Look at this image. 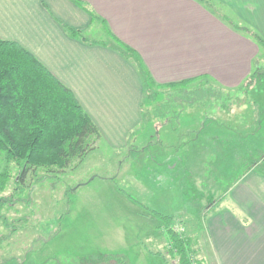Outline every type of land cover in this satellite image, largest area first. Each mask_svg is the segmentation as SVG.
<instances>
[{"label":"rangeland","instance_id":"374dc122","mask_svg":"<svg viewBox=\"0 0 264 264\" xmlns=\"http://www.w3.org/2000/svg\"><path fill=\"white\" fill-rule=\"evenodd\" d=\"M217 10L243 24L226 8ZM105 35V25L86 34ZM260 63L263 74L246 95L242 86L226 90L216 82L222 92H232L226 95L230 106L196 107L140 123L122 147L93 134L64 168L28 167L18 181L24 163L0 152V264L163 263L148 257L156 253L166 264H178L176 256H167L169 227L196 240L202 264H215L203 218L225 205L237 179L247 172L245 180L264 175Z\"/></svg>","mask_w":264,"mask_h":264},{"label":"crops","instance_id":"0c3cea01","mask_svg":"<svg viewBox=\"0 0 264 264\" xmlns=\"http://www.w3.org/2000/svg\"><path fill=\"white\" fill-rule=\"evenodd\" d=\"M81 1L95 19L74 0H0V38L19 43L68 87L113 147L125 146L127 133L141 123L142 82L131 61L86 36L91 29L105 25L103 38L111 31L134 48L157 83L206 74L227 89L245 80L260 52L217 8L264 38V0ZM247 176L204 218L215 264H264V175ZM156 254L148 257L166 264Z\"/></svg>","mask_w":264,"mask_h":264},{"label":"trees","instance_id":"16d2710c","mask_svg":"<svg viewBox=\"0 0 264 264\" xmlns=\"http://www.w3.org/2000/svg\"><path fill=\"white\" fill-rule=\"evenodd\" d=\"M74 1L96 18L83 1ZM229 21L263 50L256 56L252 71L238 86H242L239 91L243 90L246 95L256 78L263 74L260 61H264V38L248 26ZM69 33L72 37L85 39L81 30L70 29ZM100 43L131 61L138 71L143 88L142 124L180 115L186 109L214 110L215 106H230L226 95L232 92H222L209 75L157 83L139 53L111 31ZM191 83H195L192 88L188 87ZM93 134L98 136L99 131L73 92L19 43L0 38V152L19 165L24 163L18 181L23 180L28 167H66L76 154L84 151L85 141ZM4 184L5 180L0 188ZM201 227H204V218ZM166 231L171 240L168 256H176L178 264H202L201 259L194 258L195 239L171 227Z\"/></svg>","mask_w":264,"mask_h":264}]
</instances>
